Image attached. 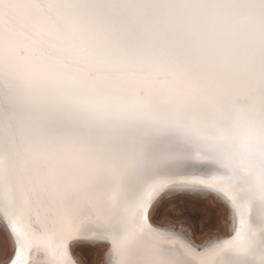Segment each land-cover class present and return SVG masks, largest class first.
I'll return each mask as SVG.
<instances>
[{
  "label": "snow or ice",
  "instance_id": "6c2138e0",
  "mask_svg": "<svg viewBox=\"0 0 264 264\" xmlns=\"http://www.w3.org/2000/svg\"><path fill=\"white\" fill-rule=\"evenodd\" d=\"M183 194L229 234L154 226ZM0 224V264H264V0H0Z\"/></svg>",
  "mask_w": 264,
  "mask_h": 264
},
{
  "label": "rangeland",
  "instance_id": "374dc122",
  "mask_svg": "<svg viewBox=\"0 0 264 264\" xmlns=\"http://www.w3.org/2000/svg\"><path fill=\"white\" fill-rule=\"evenodd\" d=\"M173 197L165 196L153 209V219L161 224H171L181 227L198 241L212 236H221L229 233L228 213L225 207L213 196H199L197 194H183L180 199L190 201L181 211L170 206L164 211L160 209ZM159 215L157 216V214ZM6 234L0 225V244ZM85 251L77 255L85 264H104V245H82ZM0 247V257H3Z\"/></svg>",
  "mask_w": 264,
  "mask_h": 264
},
{
  "label": "bare ground",
  "instance_id": "6f19581e",
  "mask_svg": "<svg viewBox=\"0 0 264 264\" xmlns=\"http://www.w3.org/2000/svg\"><path fill=\"white\" fill-rule=\"evenodd\" d=\"M208 196H213L214 198H216L219 202H221V204L225 207V209H226V211H227V213H228V224H229V222H230V211H229V209H228V206L223 202V201H221L220 199H218L216 196H214V195H208ZM152 216H153V213H152ZM153 218V217H152ZM153 223H154V226H157V227H160V228H165V227H169V228H171V227H177V226H173V225H169V224H161V223H158V222H156L154 219H153ZM1 225V227L3 228V225L2 224H0ZM179 228V227H178ZM180 230H181V232H184V233H186L187 235H189V236H191L198 244H200V245H203L207 240H208V238L207 239H205V240H203V241H198L197 239H195L193 236H192V234H191V232H188V231H186V230H184V229H181V227L179 228ZM4 230V229H3ZM4 232H5V234L7 235V233H6V231L4 230ZM229 232H230V228H229ZM229 233H227L226 235H221V236H215V237H219V238H223V237H225V236H227ZM104 247H105V256H104V264H107V256H106V253H107V249H108V245H106V244H104ZM9 252H10V247H9ZM5 257L3 256V257H0V261H2L3 259H4ZM78 260H80V258L77 256L76 257ZM38 262L39 261H42L43 260V256L41 255V256H38V257H36L35 258ZM82 260V259H81ZM80 260V261H81ZM81 264H85V263H83L82 261H81Z\"/></svg>",
  "mask_w": 264,
  "mask_h": 264
}]
</instances>
